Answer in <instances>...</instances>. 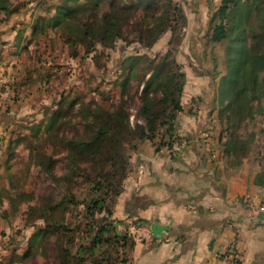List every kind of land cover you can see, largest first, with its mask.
<instances>
[{"label": "rangeland", "instance_id": "374dc122", "mask_svg": "<svg viewBox=\"0 0 264 264\" xmlns=\"http://www.w3.org/2000/svg\"><path fill=\"white\" fill-rule=\"evenodd\" d=\"M247 1V43L261 51L264 0ZM147 2L0 0V264H126L142 220L115 218V204L150 157L187 153L177 117L199 115L202 98L191 84L183 105L186 67L214 80L198 168L264 161V91L221 95L229 40H211L217 19L192 34L183 5Z\"/></svg>", "mask_w": 264, "mask_h": 264}, {"label": "crops", "instance_id": "0c3cea01", "mask_svg": "<svg viewBox=\"0 0 264 264\" xmlns=\"http://www.w3.org/2000/svg\"><path fill=\"white\" fill-rule=\"evenodd\" d=\"M173 1L183 5L190 33L204 34L222 0ZM186 71L183 105L191 84L193 96L202 98L199 115L185 110L177 117L187 153L171 157L161 150L150 157L149 169L126 175L115 204V218L141 219L152 236L129 248L126 264H227L232 245L240 264H264V161L218 163L217 172L198 168L194 149L214 98V80L202 69Z\"/></svg>", "mask_w": 264, "mask_h": 264}, {"label": "trees", "instance_id": "16d2710c", "mask_svg": "<svg viewBox=\"0 0 264 264\" xmlns=\"http://www.w3.org/2000/svg\"><path fill=\"white\" fill-rule=\"evenodd\" d=\"M151 2H155V0H148L146 4H150ZM138 5H140V2ZM253 6L254 2L247 0H222L212 17L215 20L217 19V23L212 28L211 40L213 42H220L225 39L229 40L226 50L227 72L222 79L220 89L223 97L233 94V96L239 98L251 89L252 95L255 96L259 89L262 88L264 91V82L260 81L258 77V66L260 64L264 66V50L258 51L255 48L249 47L247 43L248 32L244 28L245 21L251 18L250 12ZM59 11L61 18L66 17L68 14L63 9ZM229 19L231 29L227 26ZM110 22V25L104 32L105 36L109 35V38L115 32L117 24L115 18H110ZM252 36H256L255 32ZM144 89L147 90L148 87L145 86ZM173 108L175 112L183 110V106L179 100L175 104L173 103ZM134 244V242L130 244L129 248L133 247Z\"/></svg>", "mask_w": 264, "mask_h": 264}, {"label": "built area", "instance_id": "2783aa9c", "mask_svg": "<svg viewBox=\"0 0 264 264\" xmlns=\"http://www.w3.org/2000/svg\"><path fill=\"white\" fill-rule=\"evenodd\" d=\"M172 147L175 152H181L184 148V144L179 140H175L172 143ZM260 208L262 210L264 209L262 206ZM134 232L136 233V240L139 242H144L152 238L149 226L146 223H138L134 228ZM227 264H240L237 249L233 245L230 246L227 252Z\"/></svg>", "mask_w": 264, "mask_h": 264}]
</instances>
